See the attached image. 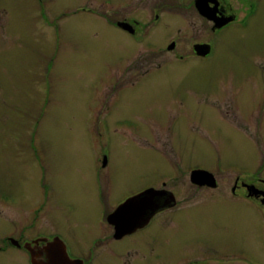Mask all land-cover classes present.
Wrapping results in <instances>:
<instances>
[{
	"label": "rangeland",
	"instance_id": "obj_1",
	"mask_svg": "<svg viewBox=\"0 0 264 264\" xmlns=\"http://www.w3.org/2000/svg\"><path fill=\"white\" fill-rule=\"evenodd\" d=\"M140 1L0 0V264H28L5 233H59L82 257L97 255L86 246L96 233L89 214L105 208L109 176L114 198L163 181L182 199L128 239L139 252L128 264H264V209L232 193L239 176L264 192L255 187L264 182V0H225L233 23L216 33L196 0ZM156 12L151 48L137 44L132 58L114 20ZM171 39L175 54L156 50ZM207 39L210 59L198 44L180 62L176 53ZM103 153L108 171L98 170ZM173 165H202L218 188L194 192ZM103 248L92 264L111 263Z\"/></svg>",
	"mask_w": 264,
	"mask_h": 264
},
{
	"label": "flooded vegetation",
	"instance_id": "obj_2",
	"mask_svg": "<svg viewBox=\"0 0 264 264\" xmlns=\"http://www.w3.org/2000/svg\"><path fill=\"white\" fill-rule=\"evenodd\" d=\"M129 1H131V0H129ZM144 1L145 0H142L138 3L139 4L141 3L142 5L147 4V3H144ZM193 2H194V0L192 1V4H193ZM247 2H248V0H241V4H242L241 6L247 7V5H248ZM249 2H251V0H249ZM225 3H226L225 0H211L209 2V8L213 11V17H215V19H219V18H221V19L223 18V20L229 19L228 23L219 29H215L214 25L212 24L213 25V28L211 29L212 33H216L218 31H221L224 28H229L233 23L230 18H226V17H228V10L226 8L227 6L225 5ZM147 6H148V4H147ZM229 9L231 12L232 9L230 7H229ZM116 15H117V13H114V16H116ZM229 15H230V13H229ZM160 21H161V16H160V13H158V12H156L153 15L151 21H147L144 18L142 19V18H140V16L138 18L134 17V16H128V17L126 16L122 19H115L114 20V27L121 31V34L124 36L125 39L126 38L129 39L130 42L133 43V46H131L132 50H133L132 58L136 54H138V52L135 50L137 44H141V46H145L146 48H149V49L151 48V46L148 45L145 40L148 37L149 33L153 32L154 30H156L159 27ZM206 22L209 23L208 21H206ZM209 24H211V23H209ZM211 40L207 39L204 42L193 43V45H190L189 46V51H190L189 55H186V53L182 54L183 52L182 53L181 52L176 53L180 57V59H179L180 62L186 60L185 58L190 57V55L192 57H196L195 46H197L198 44H203L202 46L206 47V52L209 51V54L206 57H202V58L203 59H210L212 54H214V40L213 39H211ZM130 42L127 41L128 44ZM162 44L163 43H161V45ZM178 45H180V44H179V41L177 39H171L170 41H168L162 45V47H163L162 49L158 48L156 50H158L159 53L169 51L170 54H175L172 52L176 48H178ZM191 48H192V50H191ZM169 52H167V53H169ZM148 72H149V70H145L144 73H148ZM118 74H120V72L116 73L115 75L118 76ZM99 162H100V165H98L99 171H104L108 168L109 160H108V156L105 153H103L101 155V159H99ZM173 166L178 171H180V173H183L184 175L186 174L188 176L190 188L193 189L194 192H199V190L209 192V191H215L218 188V182H217V179L215 178L214 172H211L209 169L204 168L202 165H194L190 168H185V169H183V168L181 169L180 167L175 166V165H173ZM164 170H169V166L164 165V167L162 168V171H164ZM106 171H108V170H106ZM112 171H113V169H110L108 173L111 174ZM196 171L206 172V174H201V176L207 177V179L202 181V182H199L198 181L199 178L197 179L196 174H194ZM163 174H165L166 177H168L166 179H169V178L174 176L173 173L166 172V171L163 172ZM109 177H108V179L104 180L106 183V186H107L106 196H104L103 193L99 194L102 197H106L105 203H103V201L101 199L99 200V203H101V205L104 206L105 208L104 209L101 208L98 214L93 213V212H90L91 214H89L92 222H91V224L88 225V227L94 228L96 230L95 231L96 233H92L89 235V240H88L86 246L90 250L92 248H96L97 251L99 252L97 255L92 256L89 254L88 258L82 257V255L79 253V251L76 250L74 247H73L74 248V250H73V248H72L73 245L71 246L72 241H69L67 238L60 235L59 233H52L50 235H46V234H43V232H39L36 235V238L34 237L33 239H30V240L22 238L24 236L23 234L15 236L13 234L7 235V233H5L4 236H5L6 240L8 241V244L10 245L9 247L16 248L18 250L23 251L26 258H27L28 264H32V262H31L32 257L34 258V260H35V258L37 260L44 259V258H46L45 252L47 250H54L57 248L62 250L63 254H65L64 256H67V258L72 262V264H92V262L96 259V257H98V255L100 253H102L103 250H105V248L102 249V247L105 246L106 251H104V252L112 255V260H111L110 264H112V262H114V257H115V261H116L115 264H119V261L122 264H128V261H129L128 256H134V255L139 256V252L137 249L136 250L134 249V252L130 250L132 247H130L128 245V243H129L128 239L136 236L139 233L141 235V233L142 234H143V232L145 233V231L149 230L150 227H152L153 225L158 224L159 221L162 222V217L167 212H170L171 210H174L176 208H180L182 206V199L179 198L178 193H180V191L178 189H172V188L165 187L164 186L165 183H163V181L160 182V184H161L160 188H157V186L159 184L158 185H148V186L139 188V190L134 191L132 189L133 191L130 190V192H128L127 194H123L121 196H118L119 198L116 197L117 198L116 199V198H114V187H115L114 181L110 180ZM95 178L98 179L97 177H95ZM238 178H240V176ZM238 178L235 179V181H234L235 190L233 191V189H232V193L234 194V196L241 195V196L245 197L246 199L250 200L255 205H260V207H262V209H264V192H262V193L260 192L257 195L254 194L252 189L249 188L248 186H246L247 184ZM98 180H99V182L97 183V185H99L100 180H103V179L101 177ZM161 180L165 181V178H163ZM255 181H256L255 183L258 184V186H255V187L258 188V190H260V191H264V182L261 179H259V181L261 183H259L258 180H255ZM242 188H243V194H241ZM244 189L247 191V194L245 196H244ZM146 193H148V194H146ZM147 196H149V198ZM137 197L139 199L143 198L142 201L144 203V208L140 207L137 210L124 212L125 217H124V220H121V225L125 224V226H126V225L130 224L131 227L128 228L127 230H125L124 232H122L120 236H117L118 233L121 232V229L118 226L117 222H115V223H114V221L110 222V220H109L110 216L113 213H115L116 210L121 205H124V204H126L127 201L135 199ZM113 198H114V200H112ZM100 201H102V202H100ZM180 201H181V203H179ZM3 202L5 204L7 203V201L5 202V200L2 201V203ZM67 203H69V202H65V204H67ZM64 207L68 208V210H69V208L70 209L74 208L71 205H65ZM83 210H84L83 211L84 213L89 211V210H85V209H83ZM82 213H80V214H82ZM94 221L98 222V226L92 225ZM164 222H165V220H164ZM135 224H136V226H134ZM15 237H18L21 240V242L19 240H16ZM40 240L46 241L47 242L46 245L42 244L40 242ZM49 242H51V243H49ZM114 242L119 243L120 248L118 250L114 249ZM123 243H127V245H125V248L122 245ZM141 244H142L141 241L138 239V243L135 244V246L138 247ZM122 253H124V258L121 257ZM137 262H138L137 264H142L139 261H137ZM187 264H201V263L199 261H190Z\"/></svg>",
	"mask_w": 264,
	"mask_h": 264
},
{
	"label": "water",
	"instance_id": "obj_3",
	"mask_svg": "<svg viewBox=\"0 0 264 264\" xmlns=\"http://www.w3.org/2000/svg\"><path fill=\"white\" fill-rule=\"evenodd\" d=\"M211 0H196L195 5L197 10L199 11V13L204 16L205 18L209 19V20H213V18L215 19V17H213V11L208 7V3ZM216 21H218L215 25L214 28L215 29H219L222 26L226 25L229 21L228 20H223V19H215ZM202 50L199 52L200 54H202L204 51L206 52V47L205 46H201ZM195 50L199 51L200 48L195 46ZM194 174H196V178L198 179L199 182H202L204 180L207 179V177L201 176V174H206V172H200V171H196ZM201 184V183H200ZM150 193V192H149ZM148 194V193H146ZM251 195V194H250ZM150 196V195H149ZM149 196H147L149 198ZM145 198V197H144ZM147 199V198H146ZM137 200V201H136ZM143 198H135L132 200H129L126 202V204L121 205L115 213H113L109 220L110 222H117L118 226L121 229V232L118 233L117 236H120L122 232H124L125 230H127L128 228L131 227L130 224L126 225H121V220H124L125 214L124 212H128V211H133V210H137L138 208H144V203H143ZM130 220V219H129ZM136 226V224L134 225ZM118 228V227H117ZM65 254H63L61 249H54V250H47L45 252V257L44 259H39L37 260L35 258L32 257V264H72V262L66 257L64 256Z\"/></svg>",
	"mask_w": 264,
	"mask_h": 264
}]
</instances>
